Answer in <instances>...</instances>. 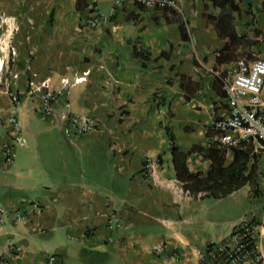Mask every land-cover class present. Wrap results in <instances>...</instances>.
Wrapping results in <instances>:
<instances>
[{"label": "crops", "instance_id": "1", "mask_svg": "<svg viewBox=\"0 0 264 264\" xmlns=\"http://www.w3.org/2000/svg\"><path fill=\"white\" fill-rule=\"evenodd\" d=\"M179 4L183 13L134 0H0V77L17 74L10 88L19 97L13 102L0 81V205L28 209L16 223L0 221V250L14 247L0 264H49L51 256L53 264H200L245 217L259 222L254 242L264 254L262 145L253 141L257 183L196 196L177 177L167 133L191 172L233 161V146L213 129L228 112L221 78L240 60L264 57V0ZM98 14L97 26L86 24ZM86 70L51 114L39 93L28 94L33 71L58 90ZM68 111L96 117L100 131L68 136ZM13 142L5 167L2 150Z\"/></svg>", "mask_w": 264, "mask_h": 264}, {"label": "built area", "instance_id": "2", "mask_svg": "<svg viewBox=\"0 0 264 264\" xmlns=\"http://www.w3.org/2000/svg\"><path fill=\"white\" fill-rule=\"evenodd\" d=\"M138 4L155 9H171L183 13L179 0H134ZM87 21V25L97 26L99 18ZM90 71H83L75 76L73 81L67 78L61 80L63 87L58 90H51L49 80H41L38 72L33 71L28 81V94L39 93L43 99L42 111L51 114L54 111V104L61 97L67 94V88L80 84L87 80ZM10 68L5 76L0 77L9 88L13 85V78L17 74L11 75ZM222 87L228 101V112L226 116L215 121L213 129L215 140L222 146H237L240 142L249 138L258 141L264 148V57L256 58L252 63L240 60L237 70L231 77L221 78ZM9 95L13 102L19 101L16 91L10 88ZM62 119L65 122V133L68 136L89 135L100 131V124L96 117L84 113H74L68 111L64 113ZM16 125L18 122L14 119ZM15 144L24 145L25 141L16 133ZM15 144H6L2 150L1 164L10 166L15 160ZM155 162H147L145 170L151 179H155ZM28 208L41 211L38 202L27 204ZM28 209H18L9 211L4 205H0V221L10 219L16 223L26 217ZM257 224L251 217H245L238 222L231 233L217 241L209 244L201 255L200 264H264V254L253 245L256 235ZM14 252V247L9 246L6 250H0V258L10 256ZM55 256L49 258V264H53Z\"/></svg>", "mask_w": 264, "mask_h": 264}, {"label": "trees", "instance_id": "3", "mask_svg": "<svg viewBox=\"0 0 264 264\" xmlns=\"http://www.w3.org/2000/svg\"><path fill=\"white\" fill-rule=\"evenodd\" d=\"M217 7L232 5L235 0H212ZM137 56H143L141 52H135ZM168 136L172 143L173 161L178 179L183 181L184 188L193 195L205 194L207 197L222 198L240 189L247 183H257V170L259 154L254 151V140L249 138L233 146L234 159L228 166L222 162L212 164L210 170L204 172H191L186 165L188 153L183 152L175 143V136L167 128ZM255 221L256 224L259 222ZM253 245L255 242L253 241ZM208 247V246H207Z\"/></svg>", "mask_w": 264, "mask_h": 264}, {"label": "rangeland", "instance_id": "4", "mask_svg": "<svg viewBox=\"0 0 264 264\" xmlns=\"http://www.w3.org/2000/svg\"><path fill=\"white\" fill-rule=\"evenodd\" d=\"M247 206L249 207L250 206V203H247ZM248 210H246V212H247Z\"/></svg>", "mask_w": 264, "mask_h": 264}]
</instances>
